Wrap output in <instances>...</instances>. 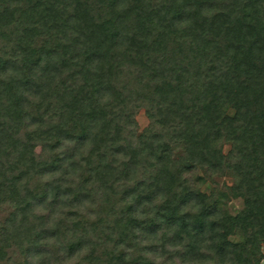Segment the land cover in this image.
I'll use <instances>...</instances> for the list:
<instances>
[{
    "label": "trees",
    "instance_id": "16d2710c",
    "mask_svg": "<svg viewBox=\"0 0 264 264\" xmlns=\"http://www.w3.org/2000/svg\"><path fill=\"white\" fill-rule=\"evenodd\" d=\"M193 163L235 168L242 209ZM6 207L0 263L259 264L264 0H0Z\"/></svg>",
    "mask_w": 264,
    "mask_h": 264
},
{
    "label": "rangeland",
    "instance_id": "374dc122",
    "mask_svg": "<svg viewBox=\"0 0 264 264\" xmlns=\"http://www.w3.org/2000/svg\"><path fill=\"white\" fill-rule=\"evenodd\" d=\"M133 119L135 121L134 133L135 135L142 133L143 129L148 125V119L145 116V113L142 108L137 109L133 114ZM228 146L223 145L222 150L225 152ZM37 149V148H36ZM174 152V151H173ZM183 175L191 179L194 183L199 185V189L204 193H212L213 197L212 201L216 203L214 206L221 210H226L228 213L235 214L237 211H240L243 207L241 196L237 193L238 188L234 184V180L237 177L235 172V168L226 171L222 174H215L205 166H200L198 163L196 164H186L184 166ZM216 193H222L221 197L214 198ZM9 208H4L0 211V223L2 224L5 217L7 216V212ZM230 242H235L237 244L242 243L243 236L239 233L232 234L225 237ZM101 247V246H97ZM79 253H73L66 257L65 260L62 261L63 264H93L92 262L81 261L79 260ZM11 257L13 262H17V264H23L22 257L17 253H13V250H7V258ZM36 258L35 256L33 257ZM2 260L0 264H11ZM48 264H53L51 261ZM55 264V263H54ZM259 264H264V257L261 259Z\"/></svg>",
    "mask_w": 264,
    "mask_h": 264
}]
</instances>
